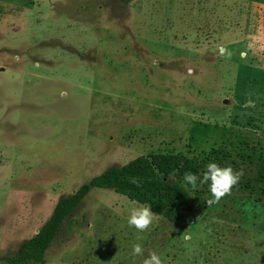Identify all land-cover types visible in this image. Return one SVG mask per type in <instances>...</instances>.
<instances>
[{
  "label": "rangeland",
  "instance_id": "rangeland-1",
  "mask_svg": "<svg viewBox=\"0 0 264 264\" xmlns=\"http://www.w3.org/2000/svg\"><path fill=\"white\" fill-rule=\"evenodd\" d=\"M152 153L241 175L215 203L191 188L212 220L187 231L153 213L141 232V204L92 188L45 264H218L220 219L253 226L264 264V0H0V264L59 198Z\"/></svg>",
  "mask_w": 264,
  "mask_h": 264
},
{
  "label": "trees",
  "instance_id": "trees-1",
  "mask_svg": "<svg viewBox=\"0 0 264 264\" xmlns=\"http://www.w3.org/2000/svg\"><path fill=\"white\" fill-rule=\"evenodd\" d=\"M199 171L197 160L171 153L140 155L126 164L109 166L74 193L59 198L49 218L13 256L4 258L5 264H45L46 253L58 231L67 221L71 226V214L92 188L113 190L142 206H149L152 213L169 222H183L195 207L191 188L183 186V175L186 172L197 175ZM75 223L80 225L78 221Z\"/></svg>",
  "mask_w": 264,
  "mask_h": 264
},
{
  "label": "clouds",
  "instance_id": "clouds-1",
  "mask_svg": "<svg viewBox=\"0 0 264 264\" xmlns=\"http://www.w3.org/2000/svg\"><path fill=\"white\" fill-rule=\"evenodd\" d=\"M191 74L192 69H187ZM241 173L234 172L230 166L221 167L215 162H209L205 165V169L199 177L191 172L183 175L182 183L184 187L196 188L200 185L207 184L211 198L207 203H215L222 196L229 192L230 188L237 183ZM153 213L150 207L145 205L142 207L131 208L127 218L128 225L143 232L152 222ZM188 239V237H185ZM142 249L140 244L132 245V254L139 255ZM143 264H162V259L155 253H150L149 257L144 259Z\"/></svg>",
  "mask_w": 264,
  "mask_h": 264
},
{
  "label": "crops",
  "instance_id": "crops-1",
  "mask_svg": "<svg viewBox=\"0 0 264 264\" xmlns=\"http://www.w3.org/2000/svg\"><path fill=\"white\" fill-rule=\"evenodd\" d=\"M204 212V211H203ZM203 212L197 213H189L191 223H187L186 227L183 225L184 222L175 223L180 226L181 231L184 229L185 231L189 230V228H195L201 226L202 229L208 226L209 220H212L209 216L205 215ZM236 226L239 229H246L248 232L245 235H239L236 231L230 228V226ZM220 226H223L221 229ZM252 226V225H251ZM249 225L240 226L235 222L229 221L227 219L218 220V264H250L249 257L252 256L253 248H254V235L253 232L255 229ZM260 229V228H257ZM38 231V230H37ZM225 232L232 233L230 238L229 235H226ZM236 233V234H235ZM187 237L189 234H185ZM235 238V239H234ZM264 238V236H263ZM235 256L237 261H235Z\"/></svg>",
  "mask_w": 264,
  "mask_h": 264
},
{
  "label": "water",
  "instance_id": "water-1",
  "mask_svg": "<svg viewBox=\"0 0 264 264\" xmlns=\"http://www.w3.org/2000/svg\"><path fill=\"white\" fill-rule=\"evenodd\" d=\"M189 220H190V218H189Z\"/></svg>",
  "mask_w": 264,
  "mask_h": 264
}]
</instances>
